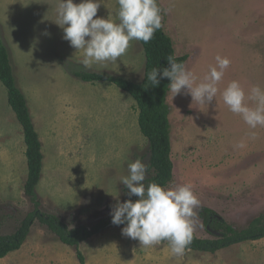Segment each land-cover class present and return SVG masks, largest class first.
I'll use <instances>...</instances> for the list:
<instances>
[{
	"label": "rangeland",
	"instance_id": "1",
	"mask_svg": "<svg viewBox=\"0 0 264 264\" xmlns=\"http://www.w3.org/2000/svg\"><path fill=\"white\" fill-rule=\"evenodd\" d=\"M48 2V3H47ZM0 0V38L8 46L17 84L26 95L44 153L37 187L41 208L59 214L71 226H91L109 216L117 200L129 197L120 178L127 163L141 159L150 176L149 141L138 124L136 101L123 89L72 74L85 69L55 23L56 0ZM79 2V0H75ZM98 16L115 18L117 0H102ZM165 31L176 53H189L186 67L199 83L220 54L231 60L216 98L197 105L182 90L172 99L173 181L190 184L200 201L192 233L212 237L203 224L206 209L237 229L264 215V127L250 129L224 104L221 92L232 80L246 97L253 86L264 89V0H158ZM47 33V34H46ZM140 41L107 68L85 70L122 75L137 82L145 72ZM250 106H255L248 101ZM243 142L244 147H235ZM23 128L0 81V233L14 231L33 204L25 194L28 165ZM111 227L79 244L63 243L35 221L21 247L0 264H264V237L215 253L185 249L171 253L168 241L151 247Z\"/></svg>",
	"mask_w": 264,
	"mask_h": 264
},
{
	"label": "clouds",
	"instance_id": "2",
	"mask_svg": "<svg viewBox=\"0 0 264 264\" xmlns=\"http://www.w3.org/2000/svg\"><path fill=\"white\" fill-rule=\"evenodd\" d=\"M47 2V0H44ZM48 3V2H47ZM102 0H56L55 23L63 30V39L76 51L82 52L79 63L85 69L99 64L107 68L122 57L130 41L148 43L155 32L162 28V9L158 0H117L115 18L108 13L98 16ZM47 34V33H46ZM168 67L156 68L147 75L149 85L157 86L160 78H170L168 91L172 99L189 94L197 105H209L217 96L218 84L231 60L217 54L215 64L197 83L195 74L186 65L178 62L175 55L166 56ZM221 96L229 110L239 115L250 129L264 127V89L253 86L246 97L244 88L232 80L222 90ZM251 101L255 106H250ZM235 147L242 148L240 142ZM128 174L120 182L128 189L129 197L136 196L111 206V222L124 225L122 235L138 240L140 246L151 247L168 241L173 255H183L192 240V220L200 201L190 184L165 187L155 181L144 183L148 166L139 158L127 163Z\"/></svg>",
	"mask_w": 264,
	"mask_h": 264
},
{
	"label": "trees",
	"instance_id": "3",
	"mask_svg": "<svg viewBox=\"0 0 264 264\" xmlns=\"http://www.w3.org/2000/svg\"><path fill=\"white\" fill-rule=\"evenodd\" d=\"M140 42L146 58L144 77L140 82L104 71L80 69L73 70L72 74L81 80L91 83L106 81L123 89L134 98L138 110L140 130L149 141V168L151 173L147 184L155 181L168 187L173 181L174 168L172 160V124L170 121L171 109L167 101L170 78H160L158 76L160 83L157 86H152L147 81V75L153 67H168L166 60L168 55H175L178 62L186 64L189 53L182 55L176 53L174 40L165 31L164 25L155 32L148 43ZM0 81L7 90L8 103L23 128L28 165L24 191L33 204L32 210L26 214L14 231L0 233V258H4L11 252L21 249L35 221H39L42 225L48 227L63 243L76 247L84 240L108 228L124 226L112 224L111 215H109L101 218L91 226L79 224L71 227L59 214L48 212L41 208L37 187L43 172L44 153L42 151V142L34 124L26 95L17 84L8 46L1 38ZM203 224L212 232V237H200L192 233V240L185 249L215 253L222 248L243 241L257 240L264 237V215L255 218L247 227L237 229L208 208L203 215ZM77 257L80 264H85V255L80 249H77Z\"/></svg>",
	"mask_w": 264,
	"mask_h": 264
},
{
	"label": "water",
	"instance_id": "4",
	"mask_svg": "<svg viewBox=\"0 0 264 264\" xmlns=\"http://www.w3.org/2000/svg\"><path fill=\"white\" fill-rule=\"evenodd\" d=\"M214 232H216V231H214Z\"/></svg>",
	"mask_w": 264,
	"mask_h": 264
}]
</instances>
